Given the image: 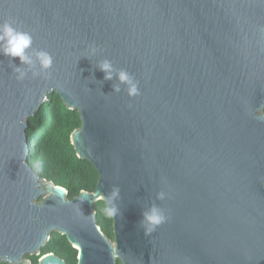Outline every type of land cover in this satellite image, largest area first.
<instances>
[{"label":"water","instance_id":"water-1","mask_svg":"<svg viewBox=\"0 0 264 264\" xmlns=\"http://www.w3.org/2000/svg\"><path fill=\"white\" fill-rule=\"evenodd\" d=\"M5 22L53 67L0 54V263L66 264L41 254L56 233L76 264H264V0H0ZM54 93L98 174L72 199L28 164L45 118L27 134L28 119ZM117 188L110 240L94 205ZM153 205L166 220L146 236Z\"/></svg>","mask_w":264,"mask_h":264},{"label":"trees","instance_id":"trees-1","mask_svg":"<svg viewBox=\"0 0 264 264\" xmlns=\"http://www.w3.org/2000/svg\"><path fill=\"white\" fill-rule=\"evenodd\" d=\"M43 118L45 123L29 137V166L36 172L38 164L40 170L36 173L54 185L64 188L69 199L81 191L92 192L98 174L90 163L77 158L70 144L71 133L81 125L78 113L67 109L60 97L54 93L38 112L28 119L26 133L29 134ZM104 207L103 202L94 205L97 224L105 236L113 240L112 219L104 214ZM48 253L55 254L66 264H76V250L59 234H53L43 247L41 254ZM27 258L31 264H37L38 257Z\"/></svg>","mask_w":264,"mask_h":264},{"label":"clouds","instance_id":"clouds-1","mask_svg":"<svg viewBox=\"0 0 264 264\" xmlns=\"http://www.w3.org/2000/svg\"><path fill=\"white\" fill-rule=\"evenodd\" d=\"M32 45V36L30 33L25 31L17 30L9 22L0 24V54L9 58H19L22 65L34 66L37 62L40 68V72H33V77L41 75V73H48L53 67V56L46 51H36L34 53L35 59L27 54V50L30 49ZM92 53L95 54V48L92 49ZM99 69L104 75L105 80L113 79V67L112 62L109 60H103L99 64ZM16 74L17 81H23L27 77V72L20 67L13 68ZM47 78V77H46ZM118 80L121 84L128 85L127 93L131 96L140 95L138 89V82L133 83L130 75L121 70L118 73ZM115 92H120L118 86H114ZM36 172L40 170V166L37 164L35 168ZM35 175L33 179H35ZM119 195V189H114L112 193L106 198L105 207L103 212L108 217H115L119 214V209L116 207L114 201ZM159 199L164 198V193L158 194ZM166 217L163 212L153 205L150 209L142 213L141 225L144 226V234L147 236L155 230L156 227L164 223ZM8 264H12L11 260Z\"/></svg>","mask_w":264,"mask_h":264},{"label":"rangeland","instance_id":"rangeland-1","mask_svg":"<svg viewBox=\"0 0 264 264\" xmlns=\"http://www.w3.org/2000/svg\"><path fill=\"white\" fill-rule=\"evenodd\" d=\"M37 112H38V111H37ZM37 112H35V113H37ZM35 113H34V114H35ZM34 114H33V115H34Z\"/></svg>","mask_w":264,"mask_h":264}]
</instances>
